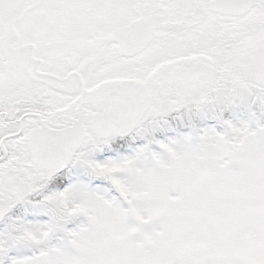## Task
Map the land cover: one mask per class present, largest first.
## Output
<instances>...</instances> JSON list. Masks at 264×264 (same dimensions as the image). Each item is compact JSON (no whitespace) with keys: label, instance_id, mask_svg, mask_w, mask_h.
<instances>
[{"label":"snow or ice","instance_id":"snow-or-ice-1","mask_svg":"<svg viewBox=\"0 0 264 264\" xmlns=\"http://www.w3.org/2000/svg\"><path fill=\"white\" fill-rule=\"evenodd\" d=\"M0 264H264V0H0Z\"/></svg>","mask_w":264,"mask_h":264}]
</instances>
